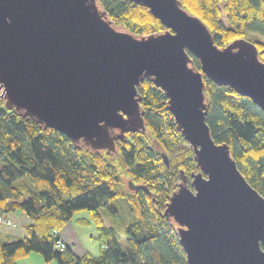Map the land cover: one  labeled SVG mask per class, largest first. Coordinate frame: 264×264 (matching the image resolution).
I'll return each instance as SVG.
<instances>
[{"label":"water","instance_id":"1","mask_svg":"<svg viewBox=\"0 0 264 264\" xmlns=\"http://www.w3.org/2000/svg\"><path fill=\"white\" fill-rule=\"evenodd\" d=\"M132 1L164 29L136 35L116 28L96 0H0L3 107L72 142L115 152L116 139L146 128L136 87L147 77L163 89L196 163L189 182L178 170L161 211L188 264H264V196L239 171L227 142L211 138L202 76L264 110V60L255 42L240 36L218 46L180 0Z\"/></svg>","mask_w":264,"mask_h":264},{"label":"trees","instance_id":"2","mask_svg":"<svg viewBox=\"0 0 264 264\" xmlns=\"http://www.w3.org/2000/svg\"><path fill=\"white\" fill-rule=\"evenodd\" d=\"M180 1L206 24L218 46L251 30L264 33V0ZM96 2L116 28L141 35L165 27L146 6L132 0ZM253 42L264 60V42ZM187 52L199 69V59ZM202 76L211 138L227 142L239 171L264 196V110L230 86ZM136 89L146 128L116 139L115 152L72 142L30 115L3 107L0 98V212L24 213L31 220L22 235L3 233L0 226V264H18V259L34 251L45 262L58 264H188L174 224L161 211L176 187L178 170L183 169L189 182L196 163L166 108L163 89L147 77ZM155 143L167 155V163ZM129 181L142 183L148 193L130 187ZM76 210L88 211V222L99 229L98 255L84 251L77 256L68 244L55 245L60 237L55 230ZM101 210L118 218V210L122 211L125 247L113 225H104Z\"/></svg>","mask_w":264,"mask_h":264},{"label":"rangeland","instance_id":"3","mask_svg":"<svg viewBox=\"0 0 264 264\" xmlns=\"http://www.w3.org/2000/svg\"><path fill=\"white\" fill-rule=\"evenodd\" d=\"M222 19L223 22L226 23L225 21V13L223 11L222 13ZM243 37L246 39L253 41V40H258V41H263L264 42V33H260L258 31H248ZM256 44V43H255ZM156 148L159 150L161 149L160 145H157L155 143ZM161 151H163L161 149ZM164 152V151H163ZM122 209L123 212L127 214V209L124 204H122ZM102 218L104 221L105 226L113 225L114 231H116V235L118 236V240L122 242L123 247L124 245V238H123V233L121 231L122 227L124 225H121V220H123V217L120 215L121 210H118L117 215L120 216H114V214L108 210L107 213H104L102 210ZM14 215V216H13ZM23 214L19 212L12 213L13 219L17 222V227L16 228H6L1 226L2 232L3 233H8L9 235H14V234H21L22 231L25 229V224L30 222L29 219L28 221L25 222L24 219L20 220L19 217H22ZM128 215V214H127ZM17 216V217H16ZM88 211L85 210H76V213H74L68 221L65 222V224L58 229L60 236L66 240V228H70L69 231L73 233L72 238L68 239L66 244H68L71 247L72 252L76 254H80L82 251H87L90 254L93 255H98L99 251L101 249L100 246V241L101 237L99 235V229H96L94 222H88ZM81 248V250H80ZM84 248V250H83ZM77 252V253H76ZM82 254V253H81ZM80 254V255H81ZM19 264H58L57 261L51 260V261H44L42 256L34 251L30 252L28 255L24 256V258L18 259Z\"/></svg>","mask_w":264,"mask_h":264},{"label":"built area","instance_id":"4","mask_svg":"<svg viewBox=\"0 0 264 264\" xmlns=\"http://www.w3.org/2000/svg\"><path fill=\"white\" fill-rule=\"evenodd\" d=\"M2 87H0V98L2 99ZM189 145V143H187ZM0 226L6 227V228H16L17 222L13 219L12 215H9L6 212H0ZM59 233L58 230H55ZM54 231V232H55ZM55 245H57L59 248H64L66 246L65 240L60 236L55 240Z\"/></svg>","mask_w":264,"mask_h":264},{"label":"crops","instance_id":"5","mask_svg":"<svg viewBox=\"0 0 264 264\" xmlns=\"http://www.w3.org/2000/svg\"><path fill=\"white\" fill-rule=\"evenodd\" d=\"M23 215H22V217H19L18 216V218H20V220H22V219H24L25 220V222L24 223H26V221H28V216L26 215V214H24V213H22ZM12 215V214H11ZM14 216V215H13ZM17 217V216H16ZM29 221H30V219H29ZM70 230V228H66V240L65 241H68V239H70V238H72V235H73V233L71 232V231H69ZM23 232H24V230L22 231V233L21 234H18V235H22L23 234ZM65 239V238H64ZM67 243V242H66ZM80 250H81V248H80ZM83 250H84V248H83ZM82 251V250H81ZM84 251H82L81 253H83ZM77 253V252H76ZM80 253V254H81ZM80 254H76L77 256L78 255H80ZM21 259V258H20ZM19 260H17V262H18ZM19 264V263H18Z\"/></svg>","mask_w":264,"mask_h":264}]
</instances>
